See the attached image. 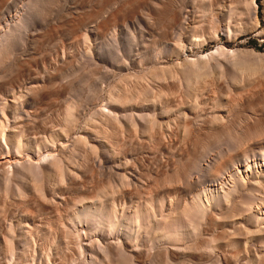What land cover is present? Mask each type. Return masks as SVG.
<instances>
[{
  "label": "bare ground",
  "instance_id": "1",
  "mask_svg": "<svg viewBox=\"0 0 264 264\" xmlns=\"http://www.w3.org/2000/svg\"><path fill=\"white\" fill-rule=\"evenodd\" d=\"M249 30L264 0H0V264H264V52L200 49Z\"/></svg>",
  "mask_w": 264,
  "mask_h": 264
},
{
  "label": "rangeland",
  "instance_id": "2",
  "mask_svg": "<svg viewBox=\"0 0 264 264\" xmlns=\"http://www.w3.org/2000/svg\"><path fill=\"white\" fill-rule=\"evenodd\" d=\"M219 39L214 40V39H208L203 45L201 46L202 53H206L207 51H211L212 49L216 48L219 44H223L224 47L226 48H242V49H253L257 52H264V38L261 37L259 34L258 30H249V31H243V32H238L234 37H231L230 39L227 38V34H225L223 31L218 32ZM170 40H171V36ZM168 37V38H169ZM198 49L197 46L192 45L190 43H186V46L184 47V55H190L195 53V51ZM195 50V51H194ZM193 52V53H192ZM175 57L169 56L168 61H173ZM114 78V79H113ZM108 80L101 81L100 85L106 90L111 84V82H114L117 77H113ZM112 80V81H111ZM110 82V83H109ZM89 107V108H88ZM89 111V112H88ZM92 111L91 106H87L85 109V114L87 116L89 113Z\"/></svg>",
  "mask_w": 264,
  "mask_h": 264
}]
</instances>
